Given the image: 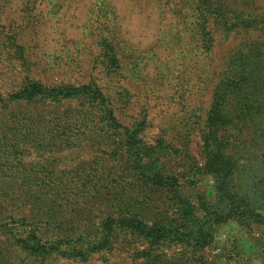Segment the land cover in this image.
<instances>
[{
  "label": "rangeland",
  "instance_id": "obj_1",
  "mask_svg": "<svg viewBox=\"0 0 264 264\" xmlns=\"http://www.w3.org/2000/svg\"><path fill=\"white\" fill-rule=\"evenodd\" d=\"M0 264H264V0H0Z\"/></svg>",
  "mask_w": 264,
  "mask_h": 264
},
{
  "label": "trees",
  "instance_id": "obj_2",
  "mask_svg": "<svg viewBox=\"0 0 264 264\" xmlns=\"http://www.w3.org/2000/svg\"><path fill=\"white\" fill-rule=\"evenodd\" d=\"M88 92L90 93V95H92L91 90H89ZM97 95H99L98 89L93 91V98L94 96H97ZM221 119L222 118H220V120ZM220 120L218 117H213V116L208 118V122H209L208 132L205 134L204 145H205V148L207 149V158L209 159L207 161V165L209 167L210 166L212 167V166H216L217 163H220L221 166L220 168H217L216 171H225V168L227 167V164L226 165L224 164L226 162L225 161L226 158H225V155L222 154L221 151L219 150L223 148L225 141L216 136V133L218 131V129L216 128V125L218 124ZM154 148L155 147L150 146L148 149L153 150ZM141 152H144L146 155L142 154ZM131 154L135 160L138 158L141 159L142 156L149 158L147 165H155V162L150 158L149 150H147V148L142 149V150H136L135 152ZM151 180L153 181L152 184L157 185V186H160L165 182V180H163L162 177L159 176L157 172H153L151 174ZM227 201L230 202V205L228 208H226L225 211L212 213L214 217H217V220L215 221H221V219H228L231 216L242 215V214H245L244 216L249 215L255 218L259 217L257 214H254L252 210L247 209L248 204L246 200L228 197ZM237 207H242V208L236 209ZM233 209H236V210L229 213V211ZM32 241H35L34 237H31V240H29L30 243H32ZM32 244L33 246H30L29 244L28 245L30 249L34 252L43 253L45 251L54 250L53 247H47L46 245H42L36 241L33 242Z\"/></svg>",
  "mask_w": 264,
  "mask_h": 264
}]
</instances>
